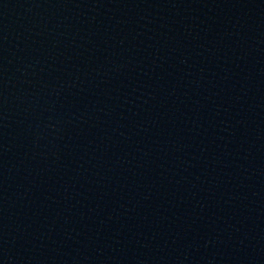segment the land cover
<instances>
[{
  "label": "water",
  "instance_id": "water-1",
  "mask_svg": "<svg viewBox=\"0 0 264 264\" xmlns=\"http://www.w3.org/2000/svg\"><path fill=\"white\" fill-rule=\"evenodd\" d=\"M0 264H264V0H0Z\"/></svg>",
  "mask_w": 264,
  "mask_h": 264
}]
</instances>
